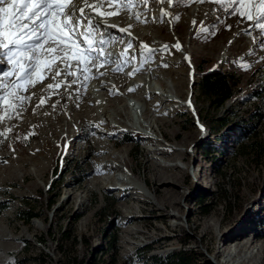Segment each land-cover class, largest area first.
<instances>
[{
	"label": "rangeland",
	"instance_id": "rangeland-1",
	"mask_svg": "<svg viewBox=\"0 0 264 264\" xmlns=\"http://www.w3.org/2000/svg\"><path fill=\"white\" fill-rule=\"evenodd\" d=\"M228 4L229 0H188L175 6L166 0L144 6L105 3L101 11L119 12L102 17L109 25L123 28L121 16L130 25L128 17L134 13L150 19L148 24L134 18L137 22L129 30L133 47L128 51L133 53L141 43L157 51L117 72L128 76L140 61L149 67V72L139 69L134 77L129 76L136 92L127 91V80L117 88L116 77L105 65L99 67L103 75L93 76L97 69L88 73L91 78L86 86L71 84L72 77L61 75L57 79L68 83L59 95L44 91L53 83L49 77L26 93L34 95L19 118L0 121L5 137L0 145V244L9 247L1 245L0 264H156L154 258L162 259L182 247L198 264L242 260L264 264V155L253 160L241 149L254 134L264 145V50L254 43L255 29L253 36L241 34L251 22L233 15L234 6ZM159 11L167 15L158 18ZM138 29L145 32V39L136 33ZM114 31L112 40L99 27L109 41L117 38L123 43L129 38ZM250 49L255 50L250 53ZM247 63L250 69L240 66ZM198 65L220 70L235 82L232 96L219 107L200 92ZM98 76L117 91L116 97L125 95L123 100L111 92L93 90ZM161 81L170 93L164 92ZM176 90L185 97V105L174 99ZM87 91L95 95L99 117L81 126L72 117L82 112ZM166 93L171 100L164 99ZM41 96L46 103L38 108ZM68 96L75 99L77 109L66 101ZM103 112L109 118L107 126ZM145 114L149 120L156 118L159 128L152 121L153 129L144 134L137 126ZM85 116L91 115L86 112ZM215 117L225 122L218 131L212 130ZM98 132L111 135L106 139L109 151L120 162L108 154L93 153ZM161 148L168 153L161 154ZM105 160L118 168L96 170ZM162 174L172 177L165 182L168 192L157 190ZM93 175L97 182L91 183L88 195ZM107 176L130 182L127 192L102 185L100 181ZM30 208L40 217L25 221L23 210ZM231 228V248L212 239L214 233ZM242 236L252 238V245L233 257L235 262L228 260L227 252Z\"/></svg>",
	"mask_w": 264,
	"mask_h": 264
},
{
	"label": "snow or ice",
	"instance_id": "snow-or-ice-1",
	"mask_svg": "<svg viewBox=\"0 0 264 264\" xmlns=\"http://www.w3.org/2000/svg\"><path fill=\"white\" fill-rule=\"evenodd\" d=\"M137 2L144 6L150 2L163 3L164 0H83V7L80 6L81 0H0V113H3L0 121L19 118L26 102L30 103L34 95L26 93L49 77L53 83H48L44 91L59 95L61 87L68 83L67 79H57L61 75L65 78L72 77L71 84L79 82L86 86L91 78L88 73L92 69H97L93 76L103 75L104 73L99 72V67L115 64L113 71H119L123 64L137 60V56L128 51L133 47L131 43L120 53L106 51L105 45L113 41L105 39L103 33L99 32V27L117 28L131 36L129 29L132 25L127 29L118 28L117 25H109L102 20V17L119 15L118 11L105 12L101 8L105 3L110 6H131ZM166 2L175 6L186 0ZM198 2L206 3L208 0ZM214 2L222 3L223 0ZM228 6H234L233 15L251 22L249 28L244 29L241 34L253 36L252 29H255L257 34L253 37L254 43L264 50V0H229ZM165 15L167 13L161 12V17ZM174 18L176 21L180 19L179 15ZM137 19L139 20V16ZM143 22L146 23L147 20ZM228 27L231 28V25ZM97 36L100 37L99 40ZM176 47L179 48L180 45L177 44ZM254 50L250 49L249 52ZM139 51L146 54L157 50L141 43ZM163 66L168 65L165 63ZM240 66L246 70L251 68L250 63ZM138 70L133 69V73L129 75ZM76 91L79 93L80 89ZM45 103V97L41 96L36 107H42ZM33 112L35 113V108ZM4 139V133H0V145Z\"/></svg>",
	"mask_w": 264,
	"mask_h": 264
},
{
	"label": "bare ground",
	"instance_id": "bare-ground-1",
	"mask_svg": "<svg viewBox=\"0 0 264 264\" xmlns=\"http://www.w3.org/2000/svg\"><path fill=\"white\" fill-rule=\"evenodd\" d=\"M94 1V0H93ZM92 1V2H93ZM90 2H91V0H90ZM160 12V11H159ZM163 12V11H162ZM137 13L135 14H131L128 18H130V20H129V24L130 25H132L134 22H137V20H135L134 21V18H136L137 19ZM139 16V21L140 22H143V21H145V20H147V22H148V24H149V21H150V19H149V17H147V16H143V15H138ZM158 18H161V12L159 13V14H157L156 15ZM124 20H126L125 19V16H121L120 18H119V22L121 21V24L123 25V28H128V24H126L127 22L126 21H124ZM123 21V22H122ZM134 21V22H133ZM131 22V23H130ZM110 23V22H109ZM111 23H113V22H111ZM127 25V26H126ZM119 28V27H118ZM131 28H133V27H131ZM117 29V28H116ZM115 30V28H105V37L106 38H111L110 37V34L111 33H113V32H115L114 31ZM130 30V29H129ZM158 30V29H157ZM156 30V31H157ZM118 31V30H117ZM117 31H116V33H117ZM120 32V31H119ZM122 33H124V34H126L125 32H120V34H122ZM136 33H138V34H140L142 37V39H145L144 37H145V32H143V31H140L139 29L136 31ZM112 36V35H111ZM147 36V35H146ZM126 37H129L128 39H125L124 41H123V43H120V41H119V39H115V41H113V43H111L110 45H108V46H106L105 47V50L106 51H111V52H113V53H120L121 51H123L122 50V48H127V45L129 44V42H130V37L131 36H129V35H127ZM125 37V38H126ZM112 40H114V38H111ZM108 40V39H107ZM153 43V42H152ZM118 45V46H117ZM148 45H149V43H148ZM120 49H121V51H120ZM137 49H140V48H136V50H134L133 51V54H135L136 56H137V58H139L140 56L141 57H144V58H149L148 56V53H146V54H141V55H138V50ZM130 51V50H129ZM131 52V51H130ZM129 52V53H130ZM180 52V51H179ZM150 54V53H149ZM151 55V54H150ZM184 59V58H183ZM185 60H183L182 62H184ZM140 63L141 64H136L135 66H136V68L137 69H140V70H143V71H147V72H149V67L147 66V65H145V63L143 62V61H140ZM106 66H108V68H109V70L112 72V77H113V75L116 77V79L114 80L115 81V85H116V87L117 88H119V89H121V87H123V85H124V83H122V82H124V80H127L128 82H130L129 84H130V87H127V91L128 92H131V93H135L136 91V87H134V84L132 83L131 84V81H129V80H131V79H129V76L131 77V76H133V75H128L127 76V74L126 75H124V74H122V75H119V74H117V72L118 71H113V68H115L116 67V65L115 64H112V65H106ZM125 66V64H123L122 65V68ZM135 69V68H134ZM119 73V72H118ZM153 73V72H152ZM151 72H150V76L151 77H154V75L152 74ZM134 77V76H133ZM114 78V77H113ZM96 87L93 89V90H99V89H102L103 91H106L107 93H109V92H111L112 93V96H114V97H116L115 95H117L118 93H117V91L116 90H114V91H112V88H110L109 87V85H107L106 83H107V81H106V79H104L102 76H98L96 79ZM160 85L163 87L162 89L164 90V92H166L167 91V93L169 92V90H168V87H167V85L163 82V81H161L160 82ZM93 88V86L92 85H90L89 86V90L90 89H92ZM130 89H133V90H130ZM145 90V89H144ZM100 91V90H99ZM90 92V91H89ZM88 91H87V93H86V97H87V100H86V102H85V104L81 107V113L80 114H75L73 117H72V119H73V121L75 122V123H77V124H79V125H81L82 126V124H84V123H86V122H88V120L89 119H91V120H96V118H98L99 117V114L98 113H96L95 112V102L97 101L96 100V98H95V95H92V93H89ZM119 92V91H118ZM71 93V92H70ZM110 93V94H111ZM166 93V94H167ZM170 93V92H169ZM73 94H74V92H73ZM130 94V93H129ZM123 96H125V95H120L119 97L117 96L116 97V99L117 100H119V101H122L123 100ZM147 96V95H146ZM168 96V97H167ZM167 96H165V100H171V96H169V94H167ZM174 96H175V100L179 103V105H185L186 103H184V101H185V97L184 98H182V97H180L179 96V93H178V91L176 90V92H175V94H174ZM96 100V101H95ZM66 101L74 108V109H77L78 108V106H77V102L75 101V99L74 98H72L71 96H68V97H66ZM111 102V101H110ZM65 103V102H64ZM67 103V104H68ZM88 104V105H87ZM126 106H127V103L125 104ZM191 105H192V108L194 109V106H193V104H192V102H191ZM59 108V107H58ZM97 111V110H96ZM102 111H103V109H102ZM86 112L87 113H89L91 116L90 117H87V116H85L86 115ZM104 114V120H106V122H105V125L107 126V125H109L108 123H109V121H108V115H106L105 114V112H103ZM85 114V115H84ZM149 118V116L147 115V114H145V117H144V122L143 121H138V128H140V131L141 132H143L144 134L145 133H149L147 130H151V129H153V124L155 123L156 125H157V127L159 128V123H158V120L156 119V118H154V120H152V119H148ZM153 118V117H152ZM115 121H116V123H118V124H121V121L119 120V119H114ZM152 121L154 122L153 124H152ZM88 124V123H87ZM86 124V125H87ZM92 125V124H91ZM111 125V124H110ZM162 125V124H161ZM104 126V125H103ZM117 126V125H116ZM85 127V126H84ZM95 128L96 126L93 124L92 125V128ZM81 128V127H80ZM79 128V129H80ZM100 128H102V127H100ZM112 129V128H111ZM82 130V129H81ZM117 131V130H116ZM97 133V132H96ZM99 133V139H98V141H95L94 142V144H95V146L97 147V151H94L93 153L94 154H98V156L99 155H109L113 160H115V161H119L120 162V159H119V157L117 158L116 156H114L113 154H111V151H109L110 149V147H109V142H107L106 141V139L107 138H110L111 137V135L110 134H107V133H103V132H98ZM147 135V134H146ZM112 138V137H111ZM45 140V139H44ZM46 142V141H45ZM47 143V142H46ZM115 143H116V141H115ZM72 145V144H71ZM116 145V144H115ZM49 147V146H48ZM159 152L161 153V154H166V153H168V150H166V149H159ZM100 157V156H99ZM180 158L181 159H185V157L183 156V155H180ZM118 168V165H116L115 164V162H111L110 160H105V161H103V162H100L99 163V165L97 166V168H96V170L97 169H104V170H115V169H117ZM41 169H42V167H41ZM40 169V170H41ZM44 170V169H43ZM103 170V171H104ZM42 171V170H41ZM40 171V172H41ZM130 171V170H129ZM131 172V171H130ZM96 173V172H95ZM99 173H101V172H99ZM94 177H95V179H93L90 183H88V185H87V190H88V195H90V192H91V189H92V185H91V183H93V182H97V177L95 176V175H93ZM93 177V178H94ZM167 179H172V177L171 176H168V175H164V174H162V175H160V176H158V178H157V180H162L163 181V183H162V185H161V187H158V191L159 192H168V185H167V183H165L166 182V180ZM174 179V178H173ZM116 181H119V183H120V185L118 186V185H116ZM100 183L102 184V185H104V186H107V185H110V187L113 189H120L121 191H123V192H127V189H129V183L127 182V181H124L123 179H121V178H119L118 176H116V177H114V176H111V177H109L108 178V176H107V178L105 179V178H102V180L100 181ZM173 193H175L176 191H174V190H171ZM81 202H82V199H80L79 200V204H81ZM251 212V210H248V211H246V213H250ZM128 220H130L132 217H131V215H129V216H127L126 217ZM234 228H231V229H229L228 231H227V233H222V232H219V233H214L213 235H212V239L214 240V241H217V242H219V243H221L222 242V244H227V246H229L230 248H231V243H228V236H230L231 235V233L234 231L233 230ZM207 231L208 232H210L211 234H212V231L210 230V229H207ZM252 243H253V239L251 238V239H249V238H245V236H242V238H241V240L240 241H238L235 245H234V247H233V250H229L228 252H227V255H228V260H231V261H234L235 262V260H233V257H235L241 250H245V249H247V248H249L251 245H252ZM1 245H3V247L5 248V249H9V247L8 246H6L5 244H0V247H1ZM236 264H245V261L244 260H242V261H240V262H237Z\"/></svg>",
	"mask_w": 264,
	"mask_h": 264
},
{
	"label": "trees",
	"instance_id": "trees-1",
	"mask_svg": "<svg viewBox=\"0 0 264 264\" xmlns=\"http://www.w3.org/2000/svg\"><path fill=\"white\" fill-rule=\"evenodd\" d=\"M188 1V0H186ZM199 79L198 88L202 95L206 96L210 103L216 104L219 107L224 101L229 99L233 93L234 81H231L226 73L217 70H205L202 65H198ZM264 102V92H263ZM211 122H214L215 127L212 130L218 131L219 128L225 124L223 118L215 117L211 118ZM242 151L247 152L253 160H257L264 155V145L259 140L258 135L254 134L250 140L242 146ZM5 208L4 206L1 209ZM40 214L33 210H23L22 218L25 221H29L32 218H38ZM156 264H198L196 257L180 248L179 250L169 252L164 258H154Z\"/></svg>",
	"mask_w": 264,
	"mask_h": 264
}]
</instances>
